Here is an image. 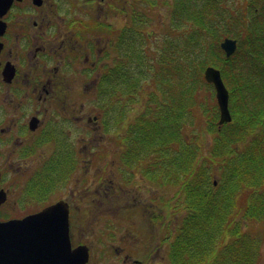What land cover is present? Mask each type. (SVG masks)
Listing matches in <instances>:
<instances>
[{
  "label": "flooded vegetation",
  "instance_id": "af4514ba",
  "mask_svg": "<svg viewBox=\"0 0 264 264\" xmlns=\"http://www.w3.org/2000/svg\"><path fill=\"white\" fill-rule=\"evenodd\" d=\"M112 17L113 0H15L0 18V220L62 201L70 245L89 250L85 264H172L179 189L165 196L163 173L117 142L108 165L101 113L83 98H101L103 70L113 66ZM120 220L130 224L122 230Z\"/></svg>",
  "mask_w": 264,
  "mask_h": 264
},
{
  "label": "trees",
  "instance_id": "16d2710c",
  "mask_svg": "<svg viewBox=\"0 0 264 264\" xmlns=\"http://www.w3.org/2000/svg\"><path fill=\"white\" fill-rule=\"evenodd\" d=\"M142 1L152 14L157 0H113V14L126 22L113 24V66L103 70L100 89L102 130L114 132L123 152L149 160L152 173H163L172 186L183 183L185 212L167 249L172 264H261L263 237L252 226L264 222V0L236 7L226 0H165L170 24L161 46L162 35L139 10ZM226 36L238 39L230 57L220 45ZM209 64L221 69L231 94L233 120L219 123L216 103L208 128L216 134L214 156L224 158V180L211 171L206 177L209 169L196 160V133L187 136L182 127ZM250 97L257 103L240 104Z\"/></svg>",
  "mask_w": 264,
  "mask_h": 264
},
{
  "label": "water",
  "instance_id": "95a60500",
  "mask_svg": "<svg viewBox=\"0 0 264 264\" xmlns=\"http://www.w3.org/2000/svg\"><path fill=\"white\" fill-rule=\"evenodd\" d=\"M15 0H0V18ZM41 3V0H33ZM5 23L0 19V33ZM220 45L226 56L238 48V39L226 36ZM215 65H208L204 77L214 84L220 110L219 123L230 122V91ZM0 195V202L1 200ZM69 234V211L65 204L57 202L20 219L0 220V264H85L89 250L85 245L72 247Z\"/></svg>",
  "mask_w": 264,
  "mask_h": 264
},
{
  "label": "rangeland",
  "instance_id": "374dc122",
  "mask_svg": "<svg viewBox=\"0 0 264 264\" xmlns=\"http://www.w3.org/2000/svg\"><path fill=\"white\" fill-rule=\"evenodd\" d=\"M133 1V0H130ZM243 0H226V2H228L229 4H231L233 7H236L237 5H239L240 2H242ZM157 7H155L153 13H148L147 12V7H149V3L146 1H142L140 3V7L139 10L145 13V16H147L148 19V26H150L151 29L155 30L157 34H159V36H161V38L159 39V45L161 46L163 44L162 40H164V35L166 34V28L165 25L166 24H170L168 21V18L166 17V12L168 10V6L166 5L165 0H157ZM113 24L116 26H123L126 22V17H124V15L122 14H113ZM167 18V19H165ZM170 39L173 38V35H169L168 36ZM233 37V36H232ZM158 45V46H159ZM154 46H157L156 44H154ZM174 50V47H173ZM174 53V52H173ZM187 54L186 50H183L181 48V53L179 54L180 57H185ZM176 55V53H175ZM178 56V55H176ZM183 72H181L180 70V80L181 81H185V78L183 77L187 71L183 68L182 69ZM182 73V74H181ZM207 83H210L208 81H206V83H203V87H201L200 91L197 93V101L198 104L197 105H191L192 111L190 112L189 116L187 118H185L183 120V126L184 129V133L187 136H191L193 135V132L196 133V139L198 140L200 146H199V151H198V155L197 157V163L201 164L200 167H205L209 169V174L206 176L208 178H211V174L213 175L212 178H217V180L221 179L224 180L225 179V174H224V170L222 169V164L224 158L221 156H214V150L215 147L213 146V140L215 137V132H208V128H209V120L210 117H212V113L214 110V107L216 106L215 104L217 103L216 100V95H215V90L213 91V89L211 88V86H208ZM82 86V85H81ZM159 87V84L156 86V88ZM84 100L86 101V110L89 112L94 113L96 112H101V101H99L98 99H95V96L93 94V92L86 94L85 97H83ZM201 103V105H200ZM202 104H205L208 106L207 108V114L203 111L202 108ZM138 105V104H137ZM136 105V106H137ZM134 112V111H133ZM102 131V136L100 137V142H101V151H103L102 158H106L108 165L111 164L110 160L113 158V136L114 132H111L110 129H106V130H101ZM106 154V155H105ZM205 158H207V164H204L203 161H205ZM104 163V159L102 161ZM214 163L213 167H211V164ZM211 171V174H210ZM216 174V175H215ZM135 175V174H134ZM221 175V178L218 176ZM132 178H136L135 176L132 175ZM120 180H122L121 177H119ZM118 180V178L116 179ZM217 184V181H215ZM182 186L183 183H179L178 185L172 186L170 185L169 187L164 188L166 193L165 196H172L174 194V192L179 189V193H180V205H179V213L180 215H184L185 210L183 209V207L181 206V204L183 203V197H182ZM143 194L146 196L149 194V192H147L146 190L143 191ZM121 204V203H120ZM119 204V205H120ZM163 207V206H162ZM166 207L163 208H158L156 210H158L159 212L162 213V211L165 209ZM117 209V208H116ZM116 209L113 211V213H115L116 216H122L125 218V216H123V213H119L116 212ZM167 211V209H166ZM167 214V212H166ZM169 214V213H168ZM176 214V213H174ZM118 216V217H119ZM168 220L165 221L166 224H171L173 222V220L170 217H167ZM143 223H145V221L142 219L140 220ZM119 224H121L120 229L123 230V228H126V224L128 223V225L130 224V222L126 221V224H123L124 221H118ZM159 224V220L158 219H154V224ZM123 224V225H122ZM176 226L179 225V221L176 222L175 224ZM167 227L169 226H163L164 231L166 232L167 230L172 228L167 229ZM254 229L257 230V234L262 236V257H261V264H264V222L260 221L257 224H255L254 226H252ZM113 228H117L115 226H113ZM163 229L162 226H159V231L157 233H163ZM157 231V230H156Z\"/></svg>",
  "mask_w": 264,
  "mask_h": 264
},
{
  "label": "bare ground",
  "instance_id": "6f19581e",
  "mask_svg": "<svg viewBox=\"0 0 264 264\" xmlns=\"http://www.w3.org/2000/svg\"><path fill=\"white\" fill-rule=\"evenodd\" d=\"M230 91V90H229ZM230 97H231V94H230ZM231 99V98H230ZM230 99H229V103H230Z\"/></svg>",
  "mask_w": 264,
  "mask_h": 264
}]
</instances>
